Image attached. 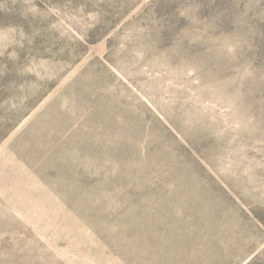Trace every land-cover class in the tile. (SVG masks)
<instances>
[{
	"label": "rangeland",
	"instance_id": "obj_1",
	"mask_svg": "<svg viewBox=\"0 0 264 264\" xmlns=\"http://www.w3.org/2000/svg\"><path fill=\"white\" fill-rule=\"evenodd\" d=\"M0 264H264V0H0Z\"/></svg>",
	"mask_w": 264,
	"mask_h": 264
}]
</instances>
